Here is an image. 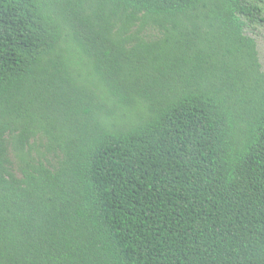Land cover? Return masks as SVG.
Segmentation results:
<instances>
[{"label":"trees","instance_id":"trees-1","mask_svg":"<svg viewBox=\"0 0 264 264\" xmlns=\"http://www.w3.org/2000/svg\"><path fill=\"white\" fill-rule=\"evenodd\" d=\"M264 0H0V264H264Z\"/></svg>","mask_w":264,"mask_h":264},{"label":"rangeland","instance_id":"rangeland-1","mask_svg":"<svg viewBox=\"0 0 264 264\" xmlns=\"http://www.w3.org/2000/svg\"><path fill=\"white\" fill-rule=\"evenodd\" d=\"M253 36L258 42L259 57L264 70V29L258 26Z\"/></svg>","mask_w":264,"mask_h":264}]
</instances>
